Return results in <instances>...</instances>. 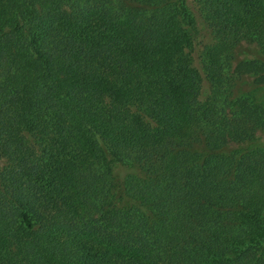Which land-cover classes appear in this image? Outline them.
Instances as JSON below:
<instances>
[{
	"label": "trees",
	"instance_id": "obj_1",
	"mask_svg": "<svg viewBox=\"0 0 264 264\" xmlns=\"http://www.w3.org/2000/svg\"><path fill=\"white\" fill-rule=\"evenodd\" d=\"M197 1L208 100L186 0H0V264H264V0Z\"/></svg>",
	"mask_w": 264,
	"mask_h": 264
},
{
	"label": "rangeland",
	"instance_id": "obj_2",
	"mask_svg": "<svg viewBox=\"0 0 264 264\" xmlns=\"http://www.w3.org/2000/svg\"><path fill=\"white\" fill-rule=\"evenodd\" d=\"M187 4L194 14L195 22L192 27V37H193V48L191 49V55L194 66L199 70L202 76V83H201V89L199 93L200 100H208L209 98L213 97L215 95L214 93V86L209 82L208 78L206 77L205 73V57L204 53L206 51V46L211 45L215 41V31L213 27L205 20V17L203 16L200 8L199 3L197 0H186ZM190 27V28H191ZM255 48L252 49H245L243 52H247L248 55L251 57V51H253ZM240 57V56H239ZM247 77V80L249 81V84L246 86V88L251 87V82H253V77L251 76H245L244 79ZM246 81V80H245ZM231 91L233 94H235L236 91H238V88L231 87ZM264 139V134L263 138Z\"/></svg>",
	"mask_w": 264,
	"mask_h": 264
}]
</instances>
